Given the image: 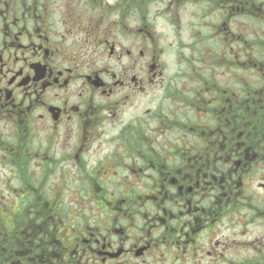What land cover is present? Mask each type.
<instances>
[{"label": "flooded vegetation", "instance_id": "obj_1", "mask_svg": "<svg viewBox=\"0 0 264 264\" xmlns=\"http://www.w3.org/2000/svg\"><path fill=\"white\" fill-rule=\"evenodd\" d=\"M263 218L264 0H0V264H232Z\"/></svg>", "mask_w": 264, "mask_h": 264}, {"label": "rangeland", "instance_id": "obj_2", "mask_svg": "<svg viewBox=\"0 0 264 264\" xmlns=\"http://www.w3.org/2000/svg\"><path fill=\"white\" fill-rule=\"evenodd\" d=\"M171 68V71L175 72L178 70L179 65L175 66V64H173ZM181 70H183V72L185 71L184 68H181ZM70 207L71 206H69V208ZM240 232L241 231L238 229H233L231 231L232 243L234 244L235 241L241 242L242 240L247 239L249 244L247 246L236 244L239 246V248L234 247V250L230 256L232 264H240L245 257H247V264H255L257 260H262L260 248H264V241L261 243L260 240L264 238V218L260 220L257 219L255 222L249 223L246 232L243 233V236H238ZM254 239L260 240H256L258 243L253 246L250 243H253Z\"/></svg>", "mask_w": 264, "mask_h": 264}]
</instances>
